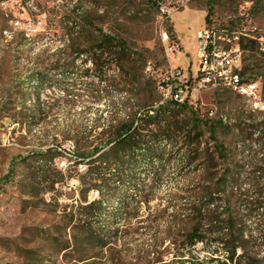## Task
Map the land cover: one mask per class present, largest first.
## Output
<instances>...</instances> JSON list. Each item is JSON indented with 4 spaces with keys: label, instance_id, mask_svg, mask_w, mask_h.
<instances>
[{
    "label": "rangeland",
    "instance_id": "1",
    "mask_svg": "<svg viewBox=\"0 0 264 264\" xmlns=\"http://www.w3.org/2000/svg\"><path fill=\"white\" fill-rule=\"evenodd\" d=\"M251 6V0H192L183 9L185 18L180 20L175 14L165 25L172 43L181 51L176 52V57L166 53L158 10L148 0H76L73 10L40 0L39 7L47 17L43 26H33L30 32L20 26L15 28L12 19L26 23L32 17L35 22L33 10L25 6L20 9L14 2L6 10L0 6V264H132L138 248L164 251L163 264H184V258L223 264L213 261L214 254L201 246L186 253V257L178 256L177 246L164 239L167 231L160 210L170 204L174 195L184 194L188 172L168 161L173 155L170 147L165 149L162 163L151 165L146 161L137 169L128 210H137L139 216L129 221L130 228L120 234L118 242L101 250L89 245L87 232H73L64 209L72 212L81 198L71 157L75 128L87 130L96 120L104 122L112 113L108 98L95 100L86 89L87 84L97 82L96 70L86 74V69L93 66L90 53L74 51L89 49L91 40L80 37L75 32L79 25H75L83 24L89 13L92 18L88 26H120L121 35L149 58L145 72L158 81L164 99L171 98L178 83L202 117L233 121L239 111L245 110L248 121L253 123L264 118V109L254 107L238 92L201 83L198 39L194 35L197 29L212 28L218 35L231 38V42H219L221 49L232 48L242 34L254 35L264 50V11L252 13ZM107 11L118 20L108 19ZM177 23L183 42L177 37ZM69 28L72 35L67 34ZM6 29L12 31L13 38L5 36ZM250 56L249 51L242 52L237 72L248 66L245 80L254 81L256 73L252 68L256 61ZM56 63L61 65L60 70L55 68ZM176 68L182 75L173 79L170 73ZM63 73L71 75L64 78ZM258 78L259 99L264 102V86ZM39 104L42 110H38ZM13 113L18 123H12ZM49 147L63 155L51 160L50 178L45 181L39 159L33 157L28 164L23 158ZM157 169H161L159 175L155 174ZM55 178L63 181L52 187ZM143 194L146 199L141 198ZM97 195L96 190L89 192L90 198ZM118 217L120 224L126 223L124 213L119 212ZM155 235L161 241L157 248L152 246ZM260 256H264V249Z\"/></svg>",
    "mask_w": 264,
    "mask_h": 264
},
{
    "label": "trees",
    "instance_id": "2",
    "mask_svg": "<svg viewBox=\"0 0 264 264\" xmlns=\"http://www.w3.org/2000/svg\"><path fill=\"white\" fill-rule=\"evenodd\" d=\"M251 1L252 13L264 11V0ZM148 2L157 8L155 0ZM86 16L83 24L76 23L79 29L75 32L90 38V47L74 53H90L93 66L86 74L96 70L97 82L87 84L86 89L95 100L108 98L112 113L87 130L75 128L71 157L81 198L72 212L64 209L73 232H87L89 245L101 250L118 242L120 234L130 228L129 221L139 216L137 210H128L137 169L146 161L162 163L165 149L170 147L173 155L168 161L188 172L184 194L174 195L160 210L167 231L164 239L177 246L181 257L201 246L214 254L213 261L223 264H264V256H260L264 249V118L250 123L245 110L233 121L206 118L189 99H164L158 81L145 72L149 58L121 35V27L88 26L92 17ZM107 17L118 20L110 11ZM71 29L68 35L74 33ZM240 46L256 61L254 81L260 77L264 86V50L258 36L242 34ZM55 68L60 70L61 65L56 63ZM248 70L245 66L238 72L242 82L250 81L245 80ZM42 109L39 104L38 110ZM10 118L12 123L19 122L15 113ZM62 155L49 147L23 159L29 164L30 159L38 158L46 181L51 160ZM14 167L13 161L12 172ZM160 173L161 169L155 171ZM62 181L55 178L51 185ZM92 190L97 197H89ZM143 197L146 199L145 194ZM119 212L125 214L126 223L120 224ZM160 245L155 235L152 246ZM155 251L138 248L132 264H163L164 251ZM184 259V264H205L199 258Z\"/></svg>",
    "mask_w": 264,
    "mask_h": 264
},
{
    "label": "built area",
    "instance_id": "3",
    "mask_svg": "<svg viewBox=\"0 0 264 264\" xmlns=\"http://www.w3.org/2000/svg\"><path fill=\"white\" fill-rule=\"evenodd\" d=\"M40 0H0V6H7L10 3H17L21 6H33V13L36 14L35 22H32V17L28 18V22H22L21 19H12L13 24L20 25L21 28L30 32L33 26L37 28L44 25L47 17V12L42 11L39 7ZM47 3L52 4L57 8H67L73 10L76 0H46ZM157 3L159 21L163 28L162 39L166 44V53L169 57H175L177 52V45L172 43L170 35L165 29L167 22L171 21L173 16L187 7L192 0H155ZM7 34H11L6 29ZM32 35V34H31ZM223 38V39H222ZM238 36H234V39ZM197 56L199 59V76L200 81L204 85L213 87H223L232 91L238 92L245 96L254 107L264 109V102L260 98V81L242 82L240 80L238 69L241 65L242 48L240 42L237 41L232 48L221 49L219 42L225 40L231 42V38L222 37L218 32L212 28H203L198 32L197 37ZM173 79L182 75V71L178 68L172 69L170 73ZM171 98L184 102L187 96L184 94V89L180 85L176 86V90L171 92Z\"/></svg>",
    "mask_w": 264,
    "mask_h": 264
},
{
    "label": "crops",
    "instance_id": "4",
    "mask_svg": "<svg viewBox=\"0 0 264 264\" xmlns=\"http://www.w3.org/2000/svg\"><path fill=\"white\" fill-rule=\"evenodd\" d=\"M176 14H177V18L180 19V20L186 17V13L183 12V10L177 12ZM179 26H180V23H177L176 24L177 37L181 40V42H183ZM199 31L200 30L197 29L196 33L194 34L196 38L198 37V32ZM177 52H181V51H177Z\"/></svg>",
    "mask_w": 264,
    "mask_h": 264
},
{
    "label": "bare ground",
    "instance_id": "5",
    "mask_svg": "<svg viewBox=\"0 0 264 264\" xmlns=\"http://www.w3.org/2000/svg\"><path fill=\"white\" fill-rule=\"evenodd\" d=\"M5 10L8 8L7 6H2ZM25 7H27L28 9H30V10H33V6H25ZM9 12H10V9L8 10ZM20 25H18V24H14V27L15 28H17V27H19ZM22 29V28H21ZM5 32V36L7 37V38H11L10 37V35H8L7 34V31L6 30H4ZM8 32L11 34V36H12V31H10V30H8Z\"/></svg>",
    "mask_w": 264,
    "mask_h": 264
}]
</instances>
